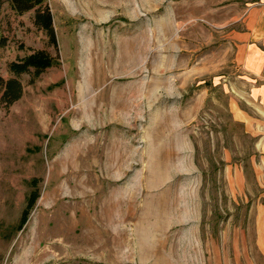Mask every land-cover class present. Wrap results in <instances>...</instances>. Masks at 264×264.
I'll use <instances>...</instances> for the list:
<instances>
[{"label": "rangeland", "instance_id": "1", "mask_svg": "<svg viewBox=\"0 0 264 264\" xmlns=\"http://www.w3.org/2000/svg\"><path fill=\"white\" fill-rule=\"evenodd\" d=\"M44 3L56 50L34 11L0 10L4 79L56 57L0 104V264H254L253 139L231 110L264 0Z\"/></svg>", "mask_w": 264, "mask_h": 264}, {"label": "crops", "instance_id": "2", "mask_svg": "<svg viewBox=\"0 0 264 264\" xmlns=\"http://www.w3.org/2000/svg\"><path fill=\"white\" fill-rule=\"evenodd\" d=\"M246 16V31L240 35V77L231 111L253 139L250 162L254 200L250 219L254 223V264H264V4L255 5Z\"/></svg>", "mask_w": 264, "mask_h": 264}, {"label": "trees", "instance_id": "3", "mask_svg": "<svg viewBox=\"0 0 264 264\" xmlns=\"http://www.w3.org/2000/svg\"><path fill=\"white\" fill-rule=\"evenodd\" d=\"M3 5H7L15 15H23L34 11L33 25L45 32L49 44L56 50V39L52 27V17L48 6L44 0H0V10ZM6 45V38L0 35V48ZM56 57L45 50H36L24 57L12 61L7 68L12 75L4 79L0 75V104L9 108L18 101L22 95V85L19 80L21 75H31L32 80L39 77L45 70L53 66ZM32 191L26 202V206L20 216L19 229L26 223L30 211L33 209L39 198L37 181L31 182Z\"/></svg>", "mask_w": 264, "mask_h": 264}]
</instances>
